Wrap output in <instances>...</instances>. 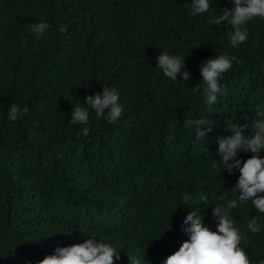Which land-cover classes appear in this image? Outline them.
<instances>
[{"label":"trees","instance_id":"trees-1","mask_svg":"<svg viewBox=\"0 0 264 264\" xmlns=\"http://www.w3.org/2000/svg\"><path fill=\"white\" fill-rule=\"evenodd\" d=\"M229 1L209 0V12L193 16L190 0H0V264H38L58 246L83 243L93 235L97 242L113 243L120 251L118 262L126 247L145 264H163L189 239L182 228L189 210L204 215L205 225L217 230L212 208L238 199L233 188L239 169L229 174L216 151L218 143H201L194 129L185 128V119L203 117L226 137L228 125L249 123L245 116L254 119L255 106H264V18L250 20L244 26L248 39L232 47V26L208 22L231 9L220 7L223 2L234 5ZM41 21L49 28L37 36L29 26ZM80 22H86L82 33ZM198 50L238 58L225 73L240 84L238 111L227 92L209 107L201 87L193 90L196 76L189 81L182 75L177 81L163 75L161 81L154 79L151 55L166 51L189 59ZM103 87L117 88L124 107L134 98L148 97L152 106L140 117L142 123H108L91 108L87 125L71 123L74 107H86V97L102 93ZM13 104L27 107L28 113L11 121ZM196 141L209 153L202 161L194 155L188 159L191 153L182 151ZM148 153L162 171L167 172L172 157L204 167L205 178L189 188L178 183L182 178L164 184L138 179L135 159ZM252 155L241 151L238 158ZM125 182L134 184L132 193L110 202ZM185 194L195 199L206 194L208 203L185 202ZM253 216L260 225L257 233L248 229ZM139 217L152 229L147 235L134 231V247L125 230ZM230 218L247 237L240 246L252 264H260L264 213L248 200ZM149 236L163 248L152 246Z\"/></svg>","mask_w":264,"mask_h":264},{"label":"clouds","instance_id":"clouds-1","mask_svg":"<svg viewBox=\"0 0 264 264\" xmlns=\"http://www.w3.org/2000/svg\"><path fill=\"white\" fill-rule=\"evenodd\" d=\"M93 1L98 2L99 0ZM190 1L191 15L209 12V0ZM223 1L230 2L229 0ZM224 2L220 4V7L230 6L231 9L226 8L222 14H217L208 22L217 26L225 23L231 25V29L234 31L230 32L228 42L232 47H237L248 39L247 29L244 26L256 17L264 18V0H232L234 5ZM85 25L86 22H80V33L84 30ZM29 27L37 36H43L48 30L49 24L41 21L32 23ZM83 39L78 44L74 43V46L82 44ZM78 40L76 41L78 42ZM189 54V59H185L179 54L171 55L166 51L159 56L151 55L152 63L156 69L154 75H157L154 79L161 81L160 75H163L172 81H177L182 75V80L189 81L190 78L196 76L194 84L196 87L193 90L199 92L201 87V98L209 107L217 103L219 96L227 92L229 102L235 106L234 111H238L237 104L242 97L240 84L231 82L226 79L225 75L233 68V61L238 62V58L229 57L226 54L211 57L199 50L196 54ZM252 86L250 84V87ZM86 101V107L79 105L74 107L71 112V123L87 125L90 119L89 108H91L97 118H104L108 123L118 122L122 125L139 126L142 123L140 117H143L147 109L152 106V101H149L147 97L145 99L134 98L124 107L119 103L118 89L108 87H103L102 93L97 92L94 96H87ZM238 107L242 108V106ZM28 111L27 107L21 109L13 104L9 109V119L16 121L26 115ZM255 113L254 119L245 116L249 123L237 122L238 124L228 125L230 134L226 137H223L224 132L211 127L208 120L203 117L185 119V128L194 129L196 139L201 143L203 139L209 143H218L216 151L222 160L223 168H226L229 174H232L234 169H239V179L233 188L234 191L239 192V196L238 199L230 200L224 208L220 206L212 208V215L218 220L215 231L205 225L204 215L189 210L182 225L183 231L189 235V239L185 240L177 251L170 254L163 264H252L248 253L240 246L242 240L247 241V237L241 235L235 226L234 218H230V213L238 208L239 203L248 200L252 201L253 207L259 213H264V157L260 155L261 152H264V106L257 104ZM245 129H250V133L246 135ZM83 134L85 136L89 134L87 127L83 128ZM199 141H196L193 147L188 143L185 145L182 151L185 156L187 153H191L188 159L194 155V160L202 161L205 155L209 154L208 151H204L206 149L201 148ZM241 151L251 152L253 155L247 160H242L238 158ZM135 160L140 163L137 178L150 183L164 184L182 178L178 183L189 188L203 181L207 172L202 166H189L172 157L168 162L167 172L162 171L158 168L151 153L137 156ZM133 161L134 159L132 165H134ZM133 189L134 184L129 182L121 184L117 190L112 187L116 196L111 198L110 202H115L132 193ZM183 198L185 202L191 201L194 205H201L202 202L208 203L206 194H201L198 199L185 194ZM151 229L149 221L139 217V221L129 223L125 230V236L127 241L136 247L138 245L132 238L135 236L133 232L141 231L147 235L151 233ZM248 229L252 233L260 231V225L255 216L248 221ZM91 237L83 243H75L66 247L58 246L54 254L45 256L38 264H145L144 259L140 258L136 251H129L126 247L122 254L123 262H118L120 251L111 245L113 243L107 240L106 242L109 243L97 242L94 235ZM147 240L155 248H163L161 245H155L156 238L151 239L149 236ZM260 264H264V260L260 261Z\"/></svg>","mask_w":264,"mask_h":264}]
</instances>
